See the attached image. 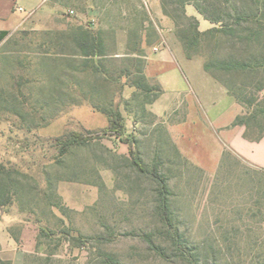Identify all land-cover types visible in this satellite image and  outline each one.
<instances>
[{
  "label": "rangeland",
  "instance_id": "rangeland-1",
  "mask_svg": "<svg viewBox=\"0 0 264 264\" xmlns=\"http://www.w3.org/2000/svg\"><path fill=\"white\" fill-rule=\"evenodd\" d=\"M177 2L18 0L16 7L52 18L39 20L43 21L42 32L16 33L0 50H42L48 41L50 48H55L65 44L70 30L87 27L100 32L109 54L117 53L110 68L114 76H120L129 68L130 58L124 53L132 35L142 40L145 51L156 46L165 37L159 36L161 27L155 13L181 18ZM187 8L195 10L192 2H187L185 15ZM179 23L187 25L183 19ZM208 25L203 22L202 29ZM176 37L174 33L172 41L181 47ZM258 78L264 80L261 74ZM135 80L140 81L137 76L127 77L123 89L130 112L121 106L126 135L135 139L145 167L150 170L156 161L167 178L169 207L183 244L192 251L197 249L206 264H264V175L233 155L212 173L177 157L168 137V121L142 113L140 104L146 99L143 94L134 97L138 92L130 85ZM108 91V97H118L119 87ZM257 97H263V92ZM64 103L55 118L44 117L46 125L35 132L39 140L29 134L27 142L22 141L23 133L0 116V166L25 175L20 176L24 188L12 191L10 199L0 203V221L12 236L17 264H103L107 255L124 264H185L171 249L158 220L156 184L132 166L125 144L101 134L108 126L106 117L87 103ZM35 105L42 114L44 105L45 115L51 112L49 101H35ZM84 130L102 136L60 156L59 147L51 140ZM41 228L55 236H41ZM69 229L73 236L79 233L90 240L84 247H75L71 240L60 237L61 231ZM100 238L103 240H97ZM148 240L167 258L161 259ZM5 250L14 254L13 248Z\"/></svg>",
  "mask_w": 264,
  "mask_h": 264
},
{
  "label": "trees",
  "instance_id": "trees-1",
  "mask_svg": "<svg viewBox=\"0 0 264 264\" xmlns=\"http://www.w3.org/2000/svg\"><path fill=\"white\" fill-rule=\"evenodd\" d=\"M192 2L195 10L204 20L208 21L213 27L205 30H199V22L194 17L185 15L184 6L187 2ZM178 6L181 8L182 17H169L175 26L177 40L181 45L184 57L186 59L202 58L203 70L216 82L224 87L227 94L245 110L243 114L237 116L232 126H243V137L251 142L259 141L264 135V80L257 76H264V0H178ZM215 14H212V12ZM184 20L187 25H181L179 20ZM8 32H0V42L8 36ZM61 44L60 41H57ZM51 41L43 45L42 50H17L46 56L53 62H66L72 72H87L97 74L98 87L97 98L91 99H61L55 92L58 90V76H50V92L46 99H0V112L11 115L4 116L6 121L16 129H25L32 134V138L39 140L35 132L41 126L46 125L44 117L55 118L58 109L65 106V101L72 105L87 103L95 111L103 114L108 122L107 128L103 129L102 135L114 136L128 149V156L132 166L141 174L148 177L156 184L158 207V220L166 231L169 244L172 250L185 264H206L201 258L197 249L193 251L183 244L182 234L179 226L172 219V212L169 207V188L167 178L159 172V164L155 161L148 170L141 162L137 152L136 142L133 137L126 135V125L121 111L124 105V111L128 112L127 101L122 98V92L127 82L125 79L129 76H137L140 81H133L130 85L138 93H133L134 97L143 94L144 102L140 104L142 113L148 112L149 116L155 117L145 105L152 104L161 94V88L157 82L145 77L143 66L145 63V50L142 46V40L136 34H133L128 44V52L124 53L129 61L128 70H124L122 75L114 76L110 68L115 62L117 53L109 54L104 44V39L100 32H94L87 27H77L70 30L65 35V44L50 48ZM52 44V43H51ZM78 61V62H77ZM262 80V81H261ZM248 81L254 82L249 85ZM151 82L152 85H149ZM119 87L120 98L116 101L112 97H105L102 89ZM254 90H252V89ZM263 92V97H257ZM35 101H49V114L45 115V105L42 111L38 105L34 106ZM52 106L54 108H52ZM56 108V110H55ZM126 109V110H125ZM130 113V112H128ZM13 118V119H11ZM100 135V136H102ZM97 132L84 130L82 132L70 131L60 137L53 138L55 145L59 147V155H65L72 148L83 147L92 141L99 140ZM169 137V136H168ZM50 140V139H49ZM170 140V138H169ZM172 149L183 161L179 152L170 140ZM235 156L232 152L225 150L222 153L219 169L226 163L227 159ZM239 160V157L235 156ZM242 161V160H241ZM255 173L263 174L264 169L255 168ZM20 176H25L17 171H5L0 166V203L4 204L10 197L12 191L17 192L24 188ZM73 230H63L60 237L65 240H71L75 247H84L90 240L87 237L77 234L73 236ZM40 235L52 238L53 232L41 228ZM12 237V236H11ZM103 240V239H97ZM61 241V240H60ZM149 245L155 250L161 259H166L167 255L155 247L148 240ZM103 264H124L111 256H104ZM0 264H12L11 261L2 260Z\"/></svg>",
  "mask_w": 264,
  "mask_h": 264
},
{
  "label": "crops",
  "instance_id": "crops-1",
  "mask_svg": "<svg viewBox=\"0 0 264 264\" xmlns=\"http://www.w3.org/2000/svg\"><path fill=\"white\" fill-rule=\"evenodd\" d=\"M17 1L0 0V32L9 33L0 46L7 44L16 33L40 32L43 21L52 18L51 15H35L33 9L26 11L16 7ZM45 1L40 0L41 3ZM186 15L197 19L200 31L212 27L193 9L188 11L187 8ZM155 18L161 27L159 36L165 39L145 51L143 73L146 78L157 82L162 92L148 109L168 121V136L181 157L212 173L217 169L223 151L228 150L245 164L264 169V135L259 141L251 142L243 137V126H232L235 118L245 110L222 85L204 72L203 61L183 56L181 47L171 38L175 33L173 21L158 11ZM205 21L209 25L203 30ZM68 66L66 62H53L39 54L0 50V99H46L51 75L58 76V90L55 92L58 98H97V74L89 70L72 72ZM101 91L105 97L110 93L107 88ZM121 94L123 98V92ZM113 98L119 99L120 92ZM7 115L11 114L0 112V116ZM16 130L23 133L21 140L27 142L31 133L25 129ZM12 242L6 224L0 221V258L17 264L16 247ZM6 248H13L14 254L7 252Z\"/></svg>",
  "mask_w": 264,
  "mask_h": 264
},
{
  "label": "built area",
  "instance_id": "built-area-1",
  "mask_svg": "<svg viewBox=\"0 0 264 264\" xmlns=\"http://www.w3.org/2000/svg\"><path fill=\"white\" fill-rule=\"evenodd\" d=\"M143 2L144 5H147L149 0H141ZM19 11H23L22 8H18ZM156 50V49H154Z\"/></svg>",
  "mask_w": 264,
  "mask_h": 264
}]
</instances>
